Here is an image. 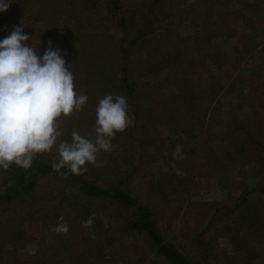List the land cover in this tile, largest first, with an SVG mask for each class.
I'll list each match as a JSON object with an SVG mask.
<instances>
[{"label":"rangeland","instance_id":"rangeland-1","mask_svg":"<svg viewBox=\"0 0 264 264\" xmlns=\"http://www.w3.org/2000/svg\"><path fill=\"white\" fill-rule=\"evenodd\" d=\"M109 2L9 0L0 12V40L22 24L41 56L51 41L88 96L82 111L61 115V139H94L105 95L125 96L132 120L98 154L101 167L47 173L0 205V264H167L126 229L130 210L74 177L145 205L163 242L193 264H264V192L246 195L264 189V0H119L124 44ZM8 185L0 171V192ZM93 213L89 231L82 222ZM61 216L66 234L52 231Z\"/></svg>","mask_w":264,"mask_h":264},{"label":"clouds","instance_id":"clouds-1","mask_svg":"<svg viewBox=\"0 0 264 264\" xmlns=\"http://www.w3.org/2000/svg\"><path fill=\"white\" fill-rule=\"evenodd\" d=\"M9 6V0H0V12ZM30 39L21 24L0 40V169L7 171L13 164L30 169L38 155H51L52 169L61 176L66 175L61 169L83 175L88 164L101 167L98 154L111 152L112 139L132 124L127 98L109 94L99 101L94 139L76 131L70 142L61 139V115L82 111L88 96L75 90L74 75L59 48L53 49L49 41L41 56L28 43ZM180 153L177 145L174 155L182 158ZM94 216L82 222L86 230L91 231ZM59 219L52 231L66 234L69 226L62 223L63 216ZM26 249L36 254L35 244Z\"/></svg>","mask_w":264,"mask_h":264},{"label":"trees","instance_id":"trees-1","mask_svg":"<svg viewBox=\"0 0 264 264\" xmlns=\"http://www.w3.org/2000/svg\"><path fill=\"white\" fill-rule=\"evenodd\" d=\"M108 5L110 10L108 11L107 16L111 19L112 15V17L117 21L118 29L122 34L120 42L121 44H124V42L128 39V28L126 24L127 17L123 11L116 12L119 0H111ZM129 43L131 44L130 41ZM126 57L127 56H124V61ZM189 60L190 58L186 61L188 62ZM122 73H124V71ZM124 78L127 79L125 74ZM188 92H191V89H188ZM0 171L7 177V181H9L8 187L4 191L0 192V205L11 203L21 196L29 195L40 176L47 173H57L52 169V165L39 161H34L32 167L27 170L13 164L9 170L5 171L0 169ZM61 171L65 172L66 175H74L67 169H61ZM74 178L88 194L110 199L121 208L130 210L133 217L131 219L126 218V229L138 234L143 233L146 237H148L157 246L158 255H160L167 264H193L188 258L180 253V251L173 244L163 242L162 237L151 218V213L145 205H142L135 198L123 192L121 189L101 188L92 182H88L81 178ZM254 192H256V194L258 192L262 193L264 192V189H252L247 192L248 194L246 195L249 196V193L253 194ZM203 259L205 260L204 256Z\"/></svg>","mask_w":264,"mask_h":264}]
</instances>
